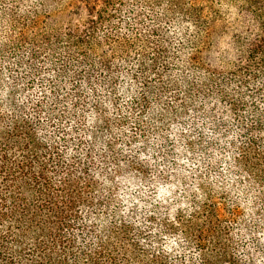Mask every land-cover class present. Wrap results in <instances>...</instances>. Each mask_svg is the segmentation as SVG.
<instances>
[{"label":"trees","instance_id":"obj_1","mask_svg":"<svg viewBox=\"0 0 264 264\" xmlns=\"http://www.w3.org/2000/svg\"><path fill=\"white\" fill-rule=\"evenodd\" d=\"M139 3L0 0V264H264V0Z\"/></svg>","mask_w":264,"mask_h":264},{"label":"rangeland","instance_id":"obj_2","mask_svg":"<svg viewBox=\"0 0 264 264\" xmlns=\"http://www.w3.org/2000/svg\"><path fill=\"white\" fill-rule=\"evenodd\" d=\"M29 1H31V3H32V5L33 4H35V2H37L38 0H29ZM139 0H134V1H132L131 0V3L132 4H135L136 6L138 5V6H140V5H144V4H137V2H138ZM160 1V0H159ZM165 1L166 0H161V3H160V5L161 6H159V4L158 5H156L155 6V9H156V14L157 13H160V12H163V11H165V12H167L168 11V6L167 5H164V3H165ZM229 0H216V9H218V10H221V13H222V20L223 21H230L233 17H234V14H235V11H236V7L234 6V5H232V4H228L227 2H228ZM66 3V4H65ZM63 5H67V2H64L63 3ZM62 8L64 7V6H61ZM59 10H60V7L58 8ZM169 12V11H168ZM206 12H207V10H206ZM59 14V13H58ZM209 14H211V12H209ZM132 15V14H131ZM133 16V15H132ZM72 17H74L75 18V15H72ZM170 18H171V20H174V21H176V16L175 15H171L170 16ZM58 20H60V18H58ZM171 26H173V25H164V29L165 30H167L168 28H170ZM171 30H173V28H170Z\"/></svg>","mask_w":264,"mask_h":264}]
</instances>
